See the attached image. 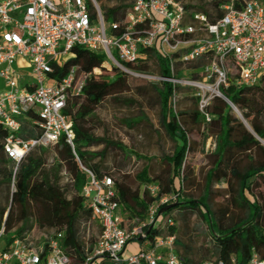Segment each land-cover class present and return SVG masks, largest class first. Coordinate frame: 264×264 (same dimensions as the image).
<instances>
[{
    "label": "built area",
    "instance_id": "built-area-1",
    "mask_svg": "<svg viewBox=\"0 0 264 264\" xmlns=\"http://www.w3.org/2000/svg\"><path fill=\"white\" fill-rule=\"evenodd\" d=\"M223 18L208 24L202 14L188 13L181 0H135L121 24H108L97 0H0V127L8 132L4 150L19 164L36 148L52 147L65 138L73 147L72 123L65 114L71 95L82 94L86 78L71 67L60 79L53 78L54 66H63L75 47L102 52L107 65L136 78L170 83L174 88L172 104L180 100L176 88H190L198 99L200 112L207 122V109L215 99L236 106L222 93L231 86L264 85V0L245 2L237 9L224 7ZM144 49H153L166 60L169 76H151L134 72L125 64L143 58ZM19 59L31 66V88L21 86L15 69ZM202 65L195 78L176 76L178 67ZM97 71L99 73H97ZM96 74H101L99 70ZM37 116L41 136L25 141L19 137L27 114ZM88 182L82 196L92 212V220L101 227L95 243L87 245L84 264H186L176 250V222L170 211L158 225L160 211L179 202L180 194L162 196L147 208L145 220L138 223L127 217V210L117 200L112 178L98 180L87 171ZM143 193L156 198L161 188L145 184ZM164 213V214H166ZM38 230L45 235L41 248L31 241L13 236L8 249L0 251V264H72L62 246L61 236ZM32 231V232H33ZM0 233V240L4 237ZM89 235V234H88ZM139 251L123 259L130 244ZM203 264H238L208 260ZM247 264H264L253 250Z\"/></svg>",
    "mask_w": 264,
    "mask_h": 264
},
{
    "label": "trees",
    "instance_id": "trees-1",
    "mask_svg": "<svg viewBox=\"0 0 264 264\" xmlns=\"http://www.w3.org/2000/svg\"><path fill=\"white\" fill-rule=\"evenodd\" d=\"M116 1L117 6L109 8L105 0H97L106 23L111 25L123 23L133 4H127L128 0ZM181 1L188 13L202 14L208 24L215 25L223 18L225 6L233 4L235 8L240 9L245 2L251 0H214L209 3H205V0H196L202 2L197 5L192 3L195 0ZM142 53L144 55L142 59L125 66L144 75L169 76L166 60L155 50L144 49ZM106 62V56L102 52L75 47L70 59L63 66H54L52 77L55 79L62 78L71 67H77L79 75L85 77L86 81L82 94L71 95L65 110L72 123L73 147L65 138L52 146L56 156L51 166H47L44 147H38L19 164L16 170V163L8 158L4 150L8 132L0 127V233L4 230V237L7 238L5 249L12 244L14 235L23 239L37 228L61 236L62 246L70 256L72 264H84L92 212L82 196V190L88 182L87 171H89L98 180H102L105 176L112 178L117 191V200L128 211L127 217L136 219L138 223L145 220L150 204L162 196L178 193L179 204L176 209L170 211L174 221H176V212H179L182 225L187 230L190 216L199 212L204 221L210 222L209 228L214 233L209 238L211 247L198 248L197 244H184L176 236L177 253L186 264H203L214 259L227 262L232 256L237 258L238 264H247L253 250H256L264 260V195L254 194L256 188L264 186V145L259 141V139L264 141V85L231 86L222 90V93L240 111L246 125L242 120L233 118L231 110L228 111L230 106L222 99H215L213 105L207 109V113L212 116V121L207 122L199 110L198 99L194 96L193 89L176 88L180 100L174 109L173 86L163 82L152 85L161 108L160 123L176 145L173 155L165 158L168 166L167 175L151 178L148 170L144 169L138 176L141 184L137 189H133L123 181L103 175L100 166L94 161L96 159L103 161L104 154L90 151L94 145L104 143L123 151H126V147L94 137L87 128V122L106 99L118 97L129 90L131 78L145 79L133 77L114 67L109 68ZM151 62L157 65V74L151 73ZM202 63L201 61L199 64L187 66L186 72L178 67L176 76L195 78L197 74L194 71ZM96 70L101 74H96ZM113 70L116 73H113ZM102 71L110 74L103 76ZM187 91L192 92L189 99L193 105L188 111L178 110L177 108L183 103L182 94ZM36 121L35 114H27L22 120L23 128L19 137L25 141L38 139L41 130L36 125ZM202 123L219 130L214 150L217 160L209 172L204 194L199 199L193 200L186 198L183 193L184 181L188 180L183 175L184 164L191 151L187 125ZM246 147H250V152L253 149L258 151L262 160L257 161L254 156L249 155L250 163L245 168H241L235 150ZM64 178L68 183L66 187L62 186ZM176 180L180 183L178 188L175 186ZM214 181L232 185V203L246 211L244 218L228 219L229 210L222 212L221 216H217L212 211L209 203V188ZM231 182L236 183V190L233 189L234 184ZM146 183L160 186L161 191L156 198L141 191V187ZM7 202L10 203L9 207L6 205ZM171 232L176 235V228H172ZM182 235L187 236L188 231Z\"/></svg>",
    "mask_w": 264,
    "mask_h": 264
},
{
    "label": "rangeland",
    "instance_id": "rangeland-1",
    "mask_svg": "<svg viewBox=\"0 0 264 264\" xmlns=\"http://www.w3.org/2000/svg\"><path fill=\"white\" fill-rule=\"evenodd\" d=\"M135 0H128L127 4H132ZM214 0H205V3L213 2ZM248 1V0H247ZM106 6L114 8L117 6L116 0H105ZM193 5L202 3L201 1H193ZM70 55L64 60L68 61ZM109 66V65H107ZM110 68V67H109ZM150 71L152 74L158 73V67L155 62L150 63ZM116 73L115 70L112 71ZM97 73H99L97 71ZM103 76L110 74L102 71ZM27 77V72L22 73ZM157 84L155 81L130 79L129 90L120 94L115 98L106 99L88 119L87 128L94 137L105 140L106 142H116L124 147L123 151L114 146H109L107 143L94 145L90 148L91 152L104 154L103 161L96 159L94 163L100 166L103 175H109L114 179L125 182L133 189H137L141 184L138 178L139 174L147 169L149 177L154 178L160 175H167L168 166L165 158L173 155L175 142L169 137L160 123L161 108L157 99L156 93L152 85ZM191 91L182 94L181 107L177 108L181 111L191 109L193 102L190 101ZM233 118L242 120L241 113L229 107ZM189 143L191 151L186 157L184 164V181L183 193L186 198L193 200L199 199L205 191L209 172L213 169L216 158L214 150L216 148L217 135L219 130L212 128L209 125L189 124ZM252 135V133H251ZM253 136V135H252ZM264 145V141L263 144ZM47 156V166H51L55 159V150L53 147L44 148ZM250 147L245 149L235 150L238 159L240 160L241 168H245L249 162V155L261 161L262 158L258 155V151L250 152ZM252 153V154H251ZM233 189H237L235 182ZM66 178L62 181V186H67ZM147 184V183H146ZM145 185V184H144ZM179 181L176 180L175 186L178 188ZM210 191V207L217 216H221L222 212L229 210L228 219H236L245 217L246 211L232 203L233 193L232 185L227 182L214 181L209 188ZM254 194L264 195V186H260L254 190ZM69 197L71 194L69 193ZM183 197L181 198V200ZM6 205L9 207L10 203ZM169 214H163L158 221L160 225L165 217ZM176 236L184 244H197V247H211L210 236L214 234L210 230V222L207 223L202 219L200 213L190 216L189 226L186 228L182 225L179 212H176ZM209 224V225H208ZM83 231V230H82ZM188 231L187 236H183ZM100 233V226L97 221H91L90 234L87 242L92 246L97 240ZM6 236L0 240V251L6 246ZM31 241L34 245L41 248L45 245V235L35 230L31 232ZM92 242V243H91ZM139 251V244H130L129 250L124 254L123 259L130 258L134 253ZM94 264H102V260H98Z\"/></svg>",
    "mask_w": 264,
    "mask_h": 264
},
{
    "label": "crops",
    "instance_id": "crops-1",
    "mask_svg": "<svg viewBox=\"0 0 264 264\" xmlns=\"http://www.w3.org/2000/svg\"><path fill=\"white\" fill-rule=\"evenodd\" d=\"M15 69L18 71V73L21 76L20 84L21 86L31 88V85L33 83V77L31 75V66L30 64L23 59H19L15 64ZM23 72H27V77L23 76ZM0 87H3V84L0 82ZM128 212V211H127Z\"/></svg>",
    "mask_w": 264,
    "mask_h": 264
},
{
    "label": "water",
    "instance_id": "water-1",
    "mask_svg": "<svg viewBox=\"0 0 264 264\" xmlns=\"http://www.w3.org/2000/svg\"><path fill=\"white\" fill-rule=\"evenodd\" d=\"M242 121H243V120H242ZM243 122L245 123V121H243ZM245 125H246V123H245ZM259 141L263 144V141H262V140L259 139ZM178 204H179V203H175V204L170 205V206H168V207H166V208H163V209L160 211L159 216H161V215H163L164 213L170 211L171 209L176 208V207L178 206Z\"/></svg>",
    "mask_w": 264,
    "mask_h": 264
}]
</instances>
